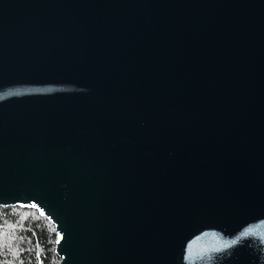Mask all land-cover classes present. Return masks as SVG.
Returning <instances> with one entry per match:
<instances>
[{"label":"water","instance_id":"obj_1","mask_svg":"<svg viewBox=\"0 0 264 264\" xmlns=\"http://www.w3.org/2000/svg\"><path fill=\"white\" fill-rule=\"evenodd\" d=\"M60 264H264V0H0V207Z\"/></svg>","mask_w":264,"mask_h":264},{"label":"trees","instance_id":"obj_2","mask_svg":"<svg viewBox=\"0 0 264 264\" xmlns=\"http://www.w3.org/2000/svg\"><path fill=\"white\" fill-rule=\"evenodd\" d=\"M56 226L38 210L0 207V264H60Z\"/></svg>","mask_w":264,"mask_h":264}]
</instances>
